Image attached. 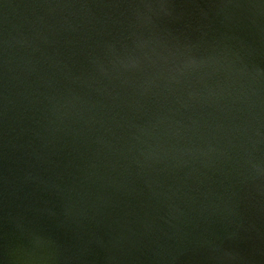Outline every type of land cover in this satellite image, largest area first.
<instances>
[{
  "label": "water",
  "instance_id": "1",
  "mask_svg": "<svg viewBox=\"0 0 264 264\" xmlns=\"http://www.w3.org/2000/svg\"><path fill=\"white\" fill-rule=\"evenodd\" d=\"M0 264H264V0H0Z\"/></svg>",
  "mask_w": 264,
  "mask_h": 264
}]
</instances>
